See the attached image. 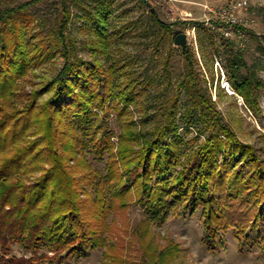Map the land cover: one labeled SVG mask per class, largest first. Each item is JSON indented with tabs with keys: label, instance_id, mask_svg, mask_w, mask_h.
Instances as JSON below:
<instances>
[{
	"label": "trees",
	"instance_id": "trees-1",
	"mask_svg": "<svg viewBox=\"0 0 264 264\" xmlns=\"http://www.w3.org/2000/svg\"><path fill=\"white\" fill-rule=\"evenodd\" d=\"M81 1L0 0V264H28L5 256L11 242L23 248L43 244L57 256H81L105 247L113 239L107 215L131 204L144 211L145 223L165 221L178 215L179 208L191 214L202 209L203 243L210 251L217 249L220 229L230 224L238 222L240 234L264 228V152L240 143L203 94L192 51L181 48L187 70L177 91L186 96L183 104L179 94L166 99L155 122L147 114L149 100L143 99L154 81L120 72L122 58L113 59L107 52L112 42L105 16L94 18L95 62L78 57L76 41L66 30L72 7H81ZM148 11L154 26L171 32L175 23L166 24ZM37 20L43 24L40 29ZM229 29L237 36L247 30L238 24ZM114 33L120 38L119 30ZM220 40L233 90L258 116L257 93L263 83L247 63L240 41L221 34ZM98 55L104 58L102 64ZM53 60L61 62L60 69L27 91L29 75ZM131 106L145 115L135 121ZM108 111L122 121L117 146L113 132L101 127ZM192 128L197 137L186 140ZM201 136L203 141L194 147ZM86 154L108 157L105 175L83 170ZM241 161L250 164L248 177ZM93 178H99L95 185ZM244 199L251 205L230 215L229 201ZM177 252L171 244L152 264H167ZM111 262L129 264L116 254Z\"/></svg>",
	"mask_w": 264,
	"mask_h": 264
},
{
	"label": "rangeland",
	"instance_id": "rangeland-1",
	"mask_svg": "<svg viewBox=\"0 0 264 264\" xmlns=\"http://www.w3.org/2000/svg\"><path fill=\"white\" fill-rule=\"evenodd\" d=\"M238 3H242V7H238ZM149 9L162 22L175 23L170 33L154 26ZM225 9L231 10L236 23L247 29L241 36L235 33L227 36L224 34L227 26L217 29L214 25L215 22L222 23ZM71 11L66 34L76 41L77 55L83 61L93 62L95 59L91 51V43L96 39L94 18L99 20L105 16V26L111 33L112 42L107 52L113 59L122 58L120 63L124 66L120 72L131 71L140 75L142 81L149 78L154 81L155 86L149 88L143 99L149 100L147 114L155 122L162 112L161 103L179 94L177 85L185 76L187 68L185 55L181 47L174 44V39L178 34H186V48L193 53L194 68L203 94L215 103L216 109L240 143L264 152V0H82L81 7H72ZM41 23L37 20L39 29L43 27ZM118 30L120 38L114 33ZM249 31L256 35L257 40L251 37ZM46 32L44 28L43 33ZM220 34L240 41L247 63L256 78L263 83V88L257 93L260 107L258 116L249 111L232 88L224 68ZM97 60L101 64L104 62L101 55L97 56ZM60 67L59 60L38 67L27 78L29 82H25L26 90L30 91L51 79ZM122 80L117 78V82ZM179 95L180 103L183 104L186 96L183 93ZM130 110L135 121L145 115L135 106H131ZM102 119V129L113 132L112 141L117 146L122 133V121L114 111H108L102 115ZM179 125L185 124L179 120ZM196 133L197 129L192 128L186 140H193L197 137ZM203 138L199 137L193 143L194 147ZM85 161L87 166L83 170L86 169V172L89 169L102 176L106 174V155L98 158L94 154H86ZM239 166L248 177L250 164L241 161ZM91 181L95 185L99 178ZM83 186L88 189L87 185ZM244 200L229 201L233 207L230 215L235 217L247 205H251ZM233 209L235 213H232ZM178 212V215H169L165 221L145 223L144 211L137 204H131L124 210H111L107 215L106 221L112 226L113 239L105 247L89 249L81 256L68 255L66 252L57 256L43 244L23 248L11 242L5 256L25 259L28 264H112L111 257L116 254L128 260L129 264H152L162 249L173 244L178 252L169 258L167 264H264L263 226L248 228L245 234H240L238 222L230 224L226 229H220L217 249L210 251L203 243L202 209L193 214L181 208ZM1 254L3 252L0 250ZM151 256L154 257L149 258Z\"/></svg>",
	"mask_w": 264,
	"mask_h": 264
},
{
	"label": "built area",
	"instance_id": "built-area-1",
	"mask_svg": "<svg viewBox=\"0 0 264 264\" xmlns=\"http://www.w3.org/2000/svg\"><path fill=\"white\" fill-rule=\"evenodd\" d=\"M238 4H239V6H238ZM238 4H237L238 7H242V3H238ZM232 13L233 12L231 10H227V9L223 10V12H222V19H221V20H223L222 23H224L225 25H228L229 28H230V26L237 24L236 19L233 17ZM229 28L227 30H225L224 34H226L227 36L228 35L232 36L233 32ZM238 35L241 36L242 33H239Z\"/></svg>",
	"mask_w": 264,
	"mask_h": 264
},
{
	"label": "water",
	"instance_id": "water-1",
	"mask_svg": "<svg viewBox=\"0 0 264 264\" xmlns=\"http://www.w3.org/2000/svg\"><path fill=\"white\" fill-rule=\"evenodd\" d=\"M174 44L176 46H180L183 50H185L187 46V35L178 34L174 39Z\"/></svg>",
	"mask_w": 264,
	"mask_h": 264
}]
</instances>
